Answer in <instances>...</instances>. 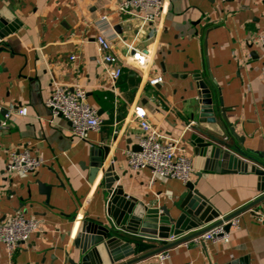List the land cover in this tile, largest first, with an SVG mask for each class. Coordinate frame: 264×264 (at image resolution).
Returning <instances> with one entry per match:
<instances>
[{
  "label": "crops",
  "instance_id": "1",
  "mask_svg": "<svg viewBox=\"0 0 264 264\" xmlns=\"http://www.w3.org/2000/svg\"><path fill=\"white\" fill-rule=\"evenodd\" d=\"M118 3L0 0V10L6 8L18 25L0 38V173L14 150H28L42 161L36 172L0 178V224L9 223L17 211L38 223L28 242L14 252L0 243V264H66L68 256L78 254L74 241L82 221L103 215L107 208L103 170L90 181L93 148L109 147L103 169L114 167L126 193L147 205L174 210L186 183L157 177L149 168L136 172L128 165L126 151H138L142 134L136 108L145 111L164 140H180L179 153L195 167L191 181L222 215L261 195L254 173L198 170L187 138L200 112V89L193 77L200 74L212 91L227 140L264 162V50L257 41L264 33V0H165L155 24L120 13ZM101 34L110 38L111 53L122 69L116 81L99 56L96 38ZM137 51L145 56L136 58ZM159 75L163 84L151 85L149 79ZM62 86L84 88L89 104L104 119L87 141L75 140L70 122L54 118L45 105ZM21 106L28 107V115L17 113ZM3 121L7 129L1 128ZM40 183L51 187L49 196L40 191ZM262 216L264 202L238 215L239 227L230 229L228 242L196 245L188 240L168 249L166 264L236 259L264 264ZM187 235L142 244L138 255ZM134 264L159 261L154 255Z\"/></svg>",
  "mask_w": 264,
  "mask_h": 264
},
{
  "label": "water",
  "instance_id": "2",
  "mask_svg": "<svg viewBox=\"0 0 264 264\" xmlns=\"http://www.w3.org/2000/svg\"><path fill=\"white\" fill-rule=\"evenodd\" d=\"M15 21L16 19H9L6 8L0 10V38L16 30L18 25ZM193 77L200 89V112L196 122L188 127L187 140L196 157L197 169L218 173H254L261 195L233 213L222 215L197 188L198 183L189 181L185 184L179 200L174 202L173 211L166 205H147L126 193L123 185L119 183L120 176L112 165L103 169L109 147L93 148L89 165L90 181L93 182L100 170H103L101 185L107 197V208L103 215L96 218L86 217L82 221L74 241L79 252L74 257L68 256L66 264H134L205 234L264 202V162L227 140L225 129L217 121L211 89L201 79L200 74ZM222 117L228 123L225 110H222ZM231 132L235 134L233 128ZM197 176L201 177L202 172ZM50 189V186L40 183V191L47 196ZM224 228L229 232L230 223ZM186 233L187 236L173 243L138 255L142 244L167 240L171 234L182 236ZM224 264L250 263L236 259Z\"/></svg>",
  "mask_w": 264,
  "mask_h": 264
},
{
  "label": "built area",
  "instance_id": "3",
  "mask_svg": "<svg viewBox=\"0 0 264 264\" xmlns=\"http://www.w3.org/2000/svg\"><path fill=\"white\" fill-rule=\"evenodd\" d=\"M230 1V0H224ZM165 9V0H119L117 10L126 15L141 18L144 23L155 24L162 17ZM264 50V33L257 38ZM99 56L102 63L108 67L111 78L116 81L122 74V69L118 66V58L111 53L112 43L108 36L101 34L96 38ZM136 58L141 57L143 52L137 51ZM145 56V55H144ZM71 60L74 56L70 57ZM162 76H154L149 79L153 86L163 84ZM53 114V117L63 116L71 124L72 136L77 141H87L91 131L100 130L104 119L98 109L87 100V91L82 87H58L53 90L45 101ZM2 107L0 106V111ZM17 113L21 116L28 115V107L21 106ZM7 118V115L5 116ZM135 117L140 121L142 134L139 142L140 150H127L128 165L131 170L139 171L149 168L152 173L160 178L178 179L187 183L192 180L195 174V167L192 160L180 154V140L166 139L147 118L142 108H136ZM7 121L1 123V128L7 129ZM42 165L39 158L32 156L28 150L11 151L3 174H13L16 172L33 173ZM264 219V216H262ZM230 223L231 228L239 227V217H234L225 224L218 226L211 231L197 236L190 240L196 245L210 241L228 242L230 234L224 226ZM38 228L35 220L27 219L21 211L15 212L7 224H0V243L12 253L19 246L27 243L31 235ZM230 228V229H231ZM188 243V242H187ZM188 245V244H187ZM159 264H166L170 254L168 250L157 254Z\"/></svg>",
  "mask_w": 264,
  "mask_h": 264
}]
</instances>
